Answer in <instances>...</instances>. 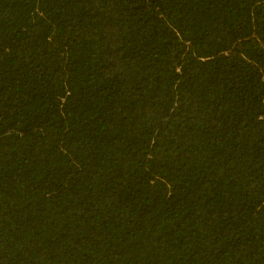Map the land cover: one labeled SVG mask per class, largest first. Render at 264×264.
<instances>
[{
	"label": "trees",
	"instance_id": "16d2710c",
	"mask_svg": "<svg viewBox=\"0 0 264 264\" xmlns=\"http://www.w3.org/2000/svg\"><path fill=\"white\" fill-rule=\"evenodd\" d=\"M0 264H264V0H0Z\"/></svg>",
	"mask_w": 264,
	"mask_h": 264
}]
</instances>
